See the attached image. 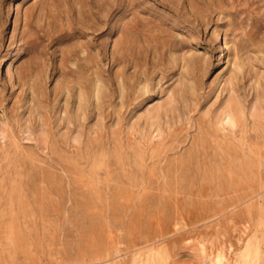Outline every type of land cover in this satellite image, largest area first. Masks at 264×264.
I'll use <instances>...</instances> for the list:
<instances>
[{"label":"rangeland","instance_id":"1","mask_svg":"<svg viewBox=\"0 0 264 264\" xmlns=\"http://www.w3.org/2000/svg\"><path fill=\"white\" fill-rule=\"evenodd\" d=\"M0 264H264V0H0Z\"/></svg>","mask_w":264,"mask_h":264},{"label":"bare ground","instance_id":"2","mask_svg":"<svg viewBox=\"0 0 264 264\" xmlns=\"http://www.w3.org/2000/svg\"><path fill=\"white\" fill-rule=\"evenodd\" d=\"M2 61H4L5 60V56H2ZM100 90V89H99ZM95 95H96V92H95ZM245 116V115H244ZM158 117V116H157ZM224 120V119H223ZM234 121V117H233V114L231 113V111H227L226 113H225V122H227V123H231V122H233ZM220 122H221V120H220ZM223 122V121H222ZM245 125V124H244ZM219 128V127H218ZM232 129V128H231ZM4 133H2V135H3ZM252 196V195H251ZM224 212V211H223ZM222 212V213H223ZM217 216V215H216ZM213 219V218H212ZM256 239H257V236H255V235H253V236H250L247 240H246V242L244 243V246L242 247L243 249V253H244V255H247V254H249V253H251V252H253V251H256L255 250V246H257V241H256ZM240 254V253H239ZM218 260H220V258L218 259Z\"/></svg>","mask_w":264,"mask_h":264}]
</instances>
